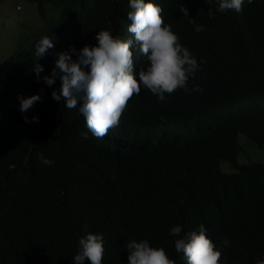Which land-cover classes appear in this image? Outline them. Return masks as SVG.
I'll return each mask as SVG.
<instances>
[{
	"label": "trees",
	"instance_id": "obj_1",
	"mask_svg": "<svg viewBox=\"0 0 264 264\" xmlns=\"http://www.w3.org/2000/svg\"><path fill=\"white\" fill-rule=\"evenodd\" d=\"M29 1L40 16L45 7L58 14L0 62V264H74L85 231L103 236L101 264H129L126 243L133 239L187 264L175 240L200 225L223 264L264 259V162L238 156L239 135L264 146V0H244L240 13L216 11L219 0H145L162 8L200 70L188 91L166 93L165 101L142 87L103 139L92 135L78 108L52 98L59 79L38 82L34 66L43 67L41 77L50 74L56 52L95 46L101 30L134 38L129 0ZM45 36L54 48L38 58L35 44ZM130 50L138 80L146 62L135 44ZM18 94H40L41 101L21 113ZM38 154L53 163L44 165ZM177 225L180 237L170 235Z\"/></svg>",
	"mask_w": 264,
	"mask_h": 264
},
{
	"label": "clouds",
	"instance_id": "obj_2",
	"mask_svg": "<svg viewBox=\"0 0 264 264\" xmlns=\"http://www.w3.org/2000/svg\"><path fill=\"white\" fill-rule=\"evenodd\" d=\"M210 2V0H209ZM249 3L252 0H248ZM244 0H219L218 12L234 9L237 13L243 11ZM18 8L19 5H16ZM127 18L131 21L128 32L134 38L121 39L114 37L110 31L101 30L96 33L97 44H85L81 49L69 46L66 51L55 53V66L50 74L43 77V67L36 63L34 71L37 81L41 79L47 86H52L57 79L60 81L59 91L53 90L51 96L60 101L63 97L67 109H77L84 116L88 130L98 139L108 135L109 129L119 126L120 117L133 95H139L142 87L165 101V94H171L177 89L188 91L187 82L195 72L199 71V64L189 50L178 42V37L165 24L162 18V8L145 0H129ZM179 11L188 18L196 32L204 30L203 25H197L189 17L188 9L179 4ZM209 17L214 13L208 10ZM135 44L136 55L142 57L146 67L139 70V79L134 75L135 60L131 46ZM54 48V39L42 37L35 44V55L42 58ZM73 54L75 59H73ZM192 91H202L194 86ZM19 111L28 112L35 103L41 101L40 94L24 97L17 95ZM26 123L38 122L33 116ZM87 139V133L82 134ZM38 159L46 166L53 161L38 154ZM121 168V167H116ZM115 168V169H116ZM87 229V225L84 226ZM181 226H174L170 235L180 237ZM207 229L200 225L181 238L175 240V251L183 253L187 264H223L221 251L206 235ZM227 244V241H224ZM79 251L74 256V264H84L87 259L90 264H101L104 254V239L101 234L85 231L79 239ZM129 264H175L163 248L151 247L147 240L133 239L126 243ZM256 264H264V259Z\"/></svg>",
	"mask_w": 264,
	"mask_h": 264
},
{
	"label": "rangeland",
	"instance_id": "obj_3",
	"mask_svg": "<svg viewBox=\"0 0 264 264\" xmlns=\"http://www.w3.org/2000/svg\"><path fill=\"white\" fill-rule=\"evenodd\" d=\"M47 5L50 3H46L45 6ZM57 14V10L45 7L44 13L40 16L35 2L29 0H0V62L28 45ZM238 139L242 147V152L238 155L240 161L249 159L264 162V146L256 147L243 135H239ZM219 165L224 171L232 170L227 163L219 162Z\"/></svg>",
	"mask_w": 264,
	"mask_h": 264
}]
</instances>
